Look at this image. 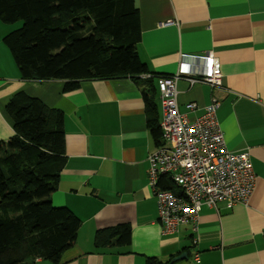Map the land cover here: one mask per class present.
<instances>
[{"label":"crops","instance_id":"1","mask_svg":"<svg viewBox=\"0 0 264 264\" xmlns=\"http://www.w3.org/2000/svg\"><path fill=\"white\" fill-rule=\"evenodd\" d=\"M140 60L150 73L171 76L184 55L219 60L223 87L177 82L178 110L190 121L204 114L213 98L220 101L217 119L226 146L250 153L255 189L246 204L233 208L204 206L198 230L182 227L165 235L150 187L149 155L157 144L148 125L142 88L134 78L87 80L63 92L62 81L22 80L4 37L16 23L0 20V142L14 137L8 100L25 91L65 120L67 164L58 189L50 195L54 207H68L81 220L74 246L61 264H264V0H137ZM194 71L203 65L190 62ZM191 63V64H190ZM144 79V78H143ZM157 79L154 80L156 85ZM156 102L160 115L159 92ZM195 104V109L189 105ZM160 119V118H159ZM131 227L127 247L96 249L99 229ZM186 254L187 259L172 262ZM199 254L200 261H194ZM33 264H52L39 259Z\"/></svg>","mask_w":264,"mask_h":264},{"label":"trees","instance_id":"2","mask_svg":"<svg viewBox=\"0 0 264 264\" xmlns=\"http://www.w3.org/2000/svg\"><path fill=\"white\" fill-rule=\"evenodd\" d=\"M0 20L21 26L4 37L22 80L62 81L63 92L87 80L132 77L142 88L148 125L161 142L157 86L137 46L142 31L137 0H0ZM151 74L150 78H144ZM144 78V79H143ZM14 137L0 142V264H61L74 246L81 220L50 195L67 164L65 120L25 91L6 103ZM160 118V119H159ZM180 194L171 181L161 185ZM131 227L99 229L96 249L127 247ZM146 264H169L147 259Z\"/></svg>","mask_w":264,"mask_h":264},{"label":"built area","instance_id":"3","mask_svg":"<svg viewBox=\"0 0 264 264\" xmlns=\"http://www.w3.org/2000/svg\"><path fill=\"white\" fill-rule=\"evenodd\" d=\"M186 60L200 59L197 71L181 63L177 73L157 79L161 112V142L149 155L148 178L158 206V221L165 235L179 233L182 227L198 230L204 206L216 208L225 203L233 208L246 204L252 195L256 176L250 153L233 152L226 146L225 136L217 119L220 101L213 98L204 114L190 121L178 110L177 82L181 78L191 84H205L212 89L223 87L219 60L212 52L203 57L184 55ZM191 64V63H190ZM144 78H150L146 74ZM196 105H189L195 109ZM166 180L179 188L180 194L164 189ZM264 237V231H263ZM199 262V254L194 255Z\"/></svg>","mask_w":264,"mask_h":264},{"label":"water","instance_id":"4","mask_svg":"<svg viewBox=\"0 0 264 264\" xmlns=\"http://www.w3.org/2000/svg\"><path fill=\"white\" fill-rule=\"evenodd\" d=\"M182 259H187V255H186V254H183V255H181V256H179V257L173 259L172 262H175V261H178V260H182Z\"/></svg>","mask_w":264,"mask_h":264},{"label":"rangeland","instance_id":"5","mask_svg":"<svg viewBox=\"0 0 264 264\" xmlns=\"http://www.w3.org/2000/svg\"><path fill=\"white\" fill-rule=\"evenodd\" d=\"M21 22H17L16 24H14V25H16L17 27H20L21 26ZM50 262V261H49Z\"/></svg>","mask_w":264,"mask_h":264}]
</instances>
